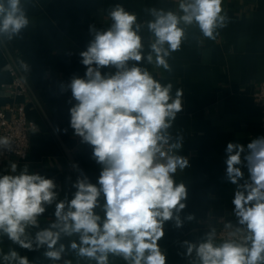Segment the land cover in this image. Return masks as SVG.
Wrapping results in <instances>:
<instances>
[{
	"label": "clouds",
	"instance_id": "9594fccd",
	"mask_svg": "<svg viewBox=\"0 0 264 264\" xmlns=\"http://www.w3.org/2000/svg\"><path fill=\"white\" fill-rule=\"evenodd\" d=\"M30 2L0 0V44L22 39L32 25ZM223 4L173 0L145 7L141 19L115 3L106 10L107 27L89 25L91 39L79 53L86 71L61 82L59 91L70 92L69 127L91 149L99 176L93 183L79 170L74 182L66 178L74 191L61 198L54 178L8 160L0 173V245L6 240L10 246L0 247V264H167L159 243L166 224L180 229L196 216H182L189 190L176 178L191 167L181 154L183 131H174L184 90L154 72L171 74L170 61L185 44L215 41L231 22ZM19 67L30 70L23 60ZM5 152L24 156L10 137L0 136V156ZM223 162L235 220L179 242L184 251L178 255L187 264H264V135L246 145L228 142ZM17 249L40 253L42 260Z\"/></svg>",
	"mask_w": 264,
	"mask_h": 264
},
{
	"label": "crops",
	"instance_id": "0c3cea01",
	"mask_svg": "<svg viewBox=\"0 0 264 264\" xmlns=\"http://www.w3.org/2000/svg\"><path fill=\"white\" fill-rule=\"evenodd\" d=\"M121 3L127 10L144 18L143 9L149 6H171L169 0H31L28 15L31 24L22 39L0 44V109L11 101L5 85L12 82L10 66L21 60L30 70L23 72L29 89L27 113L35 122L31 134L28 158L8 160L21 166L29 163L30 172L54 178L60 186L61 198L68 192L79 170L96 182L100 167L91 157V149L79 142L69 127L70 92L61 94L59 84L68 82L75 74L83 77L86 68L80 63L79 53L91 39L88 28L108 26L106 10ZM35 5V6H33ZM223 7L231 22L215 40L203 39L198 46L191 41L174 54L170 61L173 72L159 70L154 75L164 77L175 88L184 90V110L178 114L175 130H182L185 142L181 154L188 157L191 167L177 175L187 184L189 200L182 213H194L196 221L185 222L176 229L171 222L165 226V237L159 242L166 250L167 264H187L178 253L183 240H195L210 227L219 230L231 214L233 186L223 179L225 148L228 142L247 144L251 138L264 135L263 107L256 103L253 92L264 81V0H224ZM199 35L198 32H195ZM145 43L148 33L145 32ZM68 53H71L69 55ZM57 128L60 131H57ZM67 129L65 133L63 130ZM76 163H73L71 156ZM72 165H77L74 170ZM49 208L46 216L51 215ZM46 219H50L47 217ZM9 242L4 241V251ZM30 260L40 253L17 249ZM42 264H48L42 260ZM122 264V262H117Z\"/></svg>",
	"mask_w": 264,
	"mask_h": 264
},
{
	"label": "built area",
	"instance_id": "2783aa9c",
	"mask_svg": "<svg viewBox=\"0 0 264 264\" xmlns=\"http://www.w3.org/2000/svg\"><path fill=\"white\" fill-rule=\"evenodd\" d=\"M169 1L173 2V0ZM9 71L12 75V82L5 85L4 88L11 101L0 109V136L10 137L17 152L21 155L24 154V156L21 157L15 153L5 152L0 156V167H2L4 161L12 157L19 161H25L28 158L31 148V134L34 131L33 125L36 128L35 122L27 113V102L17 101L19 97H28L30 99L28 83L15 62L11 64ZM252 96L254 101L263 107L264 111V81L257 85Z\"/></svg>",
	"mask_w": 264,
	"mask_h": 264
},
{
	"label": "water",
	"instance_id": "95a60500",
	"mask_svg": "<svg viewBox=\"0 0 264 264\" xmlns=\"http://www.w3.org/2000/svg\"><path fill=\"white\" fill-rule=\"evenodd\" d=\"M70 156H71V159H72L73 163H76L75 160H74V158L72 157V155H70Z\"/></svg>",
	"mask_w": 264,
	"mask_h": 264
}]
</instances>
